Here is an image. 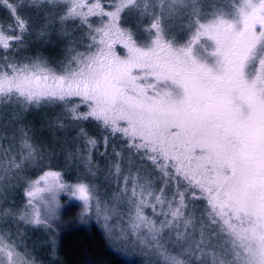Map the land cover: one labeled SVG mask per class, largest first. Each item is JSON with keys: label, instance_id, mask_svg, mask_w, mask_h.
Here are the masks:
<instances>
[{"label": "snow or ice", "instance_id": "6c2138e0", "mask_svg": "<svg viewBox=\"0 0 264 264\" xmlns=\"http://www.w3.org/2000/svg\"><path fill=\"white\" fill-rule=\"evenodd\" d=\"M0 8V264L57 254L62 197L126 259L264 264V0Z\"/></svg>", "mask_w": 264, "mask_h": 264}, {"label": "trees", "instance_id": "16d2710c", "mask_svg": "<svg viewBox=\"0 0 264 264\" xmlns=\"http://www.w3.org/2000/svg\"><path fill=\"white\" fill-rule=\"evenodd\" d=\"M1 12L6 17L7 13L3 8ZM52 163L57 170L64 167L62 161L53 160ZM77 175L78 173L72 170L66 179L74 181ZM20 196L24 197L23 192ZM61 249L68 264H136L137 261L126 259L120 252L110 247L104 231H99L98 228L94 229L93 234L85 232L82 227L69 228L63 238Z\"/></svg>", "mask_w": 264, "mask_h": 264}, {"label": "rangeland", "instance_id": "374dc122", "mask_svg": "<svg viewBox=\"0 0 264 264\" xmlns=\"http://www.w3.org/2000/svg\"><path fill=\"white\" fill-rule=\"evenodd\" d=\"M1 9L2 8H0V10ZM4 16H5V14L3 12H1L0 13V20H3L5 18ZM22 192H23V188L20 187L17 189V191L15 193V202L18 205H22L24 203V197L22 198L20 196V193H22ZM17 194H18V196H17ZM60 203L65 206L62 210L64 227H62L61 229L58 230V245H59V247L57 250V254L53 257H50L48 251H42L40 253V257H39L40 260L42 261V264H51L52 260L57 261V264H68L65 257H64V254L62 253L61 244H62L63 238H64L65 234H67L69 228L82 227L83 229H85V232H87L89 234H93V231L95 228H98L99 231H101V230L104 231L101 224L97 223L95 219H93L91 222H88L85 224H80L78 222L77 216H78V213L80 211V205H79L78 201H74L71 205H69L67 198L62 197L60 200ZM29 235H30L32 240H36L39 236H42L43 233L37 232V233L33 234L30 232ZM108 243L110 244L109 241H108ZM112 248L115 249L114 247H112ZM115 250L118 252L121 251L118 249H115ZM130 260H137L141 264H144L143 260L140 257H134Z\"/></svg>", "mask_w": 264, "mask_h": 264}]
</instances>
